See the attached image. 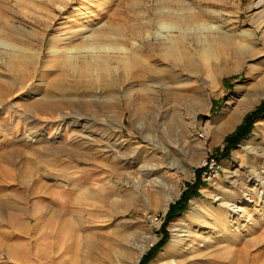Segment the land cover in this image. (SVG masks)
I'll use <instances>...</instances> for the list:
<instances>
[{
  "label": "rangeland",
  "instance_id": "obj_1",
  "mask_svg": "<svg viewBox=\"0 0 264 264\" xmlns=\"http://www.w3.org/2000/svg\"><path fill=\"white\" fill-rule=\"evenodd\" d=\"M263 2L0 0V264H82L83 260L125 264L114 240L112 260H93L91 255L104 257V248L93 253L80 249V236L92 241L118 237L133 254L137 247L132 239L144 237L147 249L138 264H157L169 248L174 225L189 218L193 202L217 194L219 186L230 187L231 174L240 167L247 175L253 159L243 157L237 164L234 155L264 122V98L231 132L217 138L216 134L224 111L239 109L264 73ZM224 34L253 51L239 59L210 51L207 41ZM177 41L173 52L164 51V46L173 47ZM188 52L198 60L204 56L199 71L185 63ZM10 60L24 61L19 76L26 80L12 77ZM111 60L106 66L96 65ZM61 61L95 64L63 72L55 67ZM45 98L71 107L54 112L26 108L27 102ZM101 102L106 106H97ZM63 114L75 120L76 136L82 130L77 127L86 125H94L92 135L78 142L69 137L67 127L64 140L56 139ZM247 115H254L250 133L229 144L227 139L236 136ZM102 128L124 146L117 148L113 140L103 139ZM30 131L41 135L26 141ZM228 152L229 158H224ZM210 154L222 163L223 173L204 183L185 211L167 221L171 206L194 183L196 171ZM156 169H161L160 177L151 176ZM137 178L142 180L139 190L131 184ZM209 200L216 207L220 204ZM116 202L122 206L114 208ZM81 208L95 213L83 218V230L77 221ZM98 208L100 212H95ZM250 209L255 219L241 220V230L248 231L238 240L241 246L232 249L237 250L230 256L235 259L232 264H264V203ZM257 218L261 222L255 225ZM162 241L155 256L143 261ZM183 246L169 256L171 263L195 252Z\"/></svg>",
  "mask_w": 264,
  "mask_h": 264
},
{
  "label": "bare ground",
  "instance_id": "obj_2",
  "mask_svg": "<svg viewBox=\"0 0 264 264\" xmlns=\"http://www.w3.org/2000/svg\"><path fill=\"white\" fill-rule=\"evenodd\" d=\"M258 4H260V3H258ZM193 18H194V16H193ZM100 41H102V40H100ZM179 44H180V42L177 41V42H175V45L173 47L164 46V51L166 50L165 52H167V53H168V51L173 52V50L175 49V46L177 47ZM167 45H169V44H167ZM207 45L209 46L210 51L211 50H214V51L218 50V51L222 52L223 54L228 55V57H230L231 59H237V58L239 59L242 56H245L246 54H250L253 51L252 49L248 48L247 46H244L242 43L237 45L236 42L234 41L233 37L228 36L227 34L226 35L225 34L224 35H218V37L213 38L211 40H208ZM83 49H88V48H83ZM195 56H192L191 52H188L186 55L187 60L185 63L187 64V66H189L191 68L192 67L196 68V70L199 71L201 68L199 65L200 64L199 60L201 59L203 61L204 56L203 55L199 56L200 57L199 60ZM206 56H208V55H206ZM206 56H205V60H204L205 63H207ZM136 59H135V61H136ZM66 60H68V59H66ZM228 61H230V59H226L225 64H227ZM61 62L62 63L58 62L57 64H55V67L58 69L64 70L63 72H65L66 70L73 68V67L78 66L81 69H85V68L92 67L95 64L94 62H87V61H83V62L79 61V62L75 63L74 65L71 64L72 61L71 62L66 61L67 63H63V61H61ZM111 62H112V60L111 61H105V62H99L96 65H100V67H103L105 64L108 65ZM10 63L12 65L11 66L12 72H13L12 77H14V76L17 78L22 77V79L26 80V77L19 76V74L23 73L22 72L23 69L21 70V68L26 66L24 61L23 60H10ZM205 63H204V66H206ZM133 67L134 66H132V68ZM108 69L110 70V68H108ZM11 85L13 86V84H11ZM63 86H65V85H62V88H63ZM199 87L196 88L198 92L200 91V88H201V87L200 88ZM152 88L156 89V88H158V86L156 88L155 87H152ZM8 90L10 91L9 96H11V94L14 93L13 89L11 87H9ZM171 92L166 93V95L168 96L167 101H168V99L170 101L169 96L171 95ZM47 94L48 95L52 94V92H48ZM174 94H175V91H174ZM246 96H247V99L244 101V103L241 105V107L239 109H235L233 111L231 109H226L224 111V113L222 114V116L219 120L221 125L218 127L216 138L222 137V136L224 137L227 133L231 132L243 120L244 114L250 108H252L255 105L257 100L259 98H264V73L263 74L261 73L260 78L257 79L255 81V85L247 91ZM45 99L40 100L38 102H27L26 108L28 110H30V109H36L37 110L38 108H45V109H48L49 112L50 111L54 112V111L58 110L57 108L62 109L66 106L71 107V105H66L64 103H57L56 101H53L50 98H48V99L45 98ZM158 102L162 103L163 100L160 97H158ZM147 103H151L150 100H148ZM232 104L233 103H229L228 105H232ZM90 106L94 107L93 105H90ZM97 106L104 107L106 105L105 104L103 105L101 102V103L97 104ZM92 107H90V108H92ZM4 115L7 118L9 116V112H7V111L4 112ZM69 117L70 116H68L66 114H63L61 116V118H60L61 122L56 129L55 138L64 140V132L66 133L67 127H69V132H70L69 137L75 138L78 142H82V140L84 142V140H87L89 138V135H92V133H90V132H92L94 130V128H95L94 125H90V126L86 125V126H80V127L78 126L77 128L78 129L81 128L82 130L81 131L79 130L80 133L77 131L78 135L76 136L75 131L72 130V127L75 123V120L71 119V121H69L70 120ZM100 132L102 135L101 137L103 139L109 138L108 139L109 143L112 142V140H113V145L115 147L122 148L124 146V144L119 139H114L115 137L112 139V135L111 134L109 135V133H107V131L104 130L103 128H102V130H100ZM39 135H41L40 132L30 131L29 134H26L24 139L26 141H27V139L29 141H31V140H34V138H36V137H40ZM118 151H119V149H118ZM243 157L253 159L252 162H249L250 170L247 171V173H246L247 175L242 174L243 172H242V169L240 167L239 170H237L235 173L231 174V176H232L231 178H233V180H231V186L230 187H228L226 189L225 187L219 186L217 188V190H220V191L217 192V194L212 195L210 197H209V195L205 194V197L203 199H201L200 201L193 202L192 208L190 209V211L188 213L189 218H187L186 220L182 221L179 224L174 225V227H173L174 235H173L172 241L169 245V248L163 253V256L158 260L157 264H224V263L225 264H232V263H234L233 260H235V259L233 258L234 257L233 255L237 250L234 251L232 249H234L233 247L237 246L238 240L242 236V234L244 235V233L246 231H248V230L244 231L246 227H244L243 231L241 230V228L243 227V226H241V224H242L241 222L243 221L242 219L243 218L244 219L250 218L251 221H253V219H255V217L250 215L252 213L249 212L248 209L251 211L250 208L252 207L253 204L264 203V122L258 124V128L255 130V132L252 134V136L249 137L243 143L241 148L235 153V155H234L235 163L238 164V162ZM194 165H198V164L194 163ZM28 167H30V165H28ZM140 170L143 173L150 172L148 169H145V168L144 169L140 168ZM160 171H161V169H156L155 171L153 170L151 173L152 174L151 176H159ZM2 172H4V171H2ZM5 174L7 175V173H5ZM156 180L158 181V179H156ZM153 182H155V181H153ZM131 184H133L139 190L142 187V180H140L138 178L137 179H131ZM87 189H89V188H86V190ZM209 198H212L216 202H220L219 206H217V207L214 206L215 203L213 201H210ZM171 200L172 199L170 198L165 202V204H164L165 208H168ZM126 203H124V204H126ZM93 205H95V204H93ZM121 206H122V203H119V202L113 203V207L116 209L121 207ZM246 206H248V207H246ZM87 210H88V208H87ZM87 210L85 208H81L77 212L80 215V217H78V219H77V221L80 224V226H79L80 230H83V227H84V226L82 227L83 224L81 225V221L83 220V218L85 216L91 217L92 215L95 214L94 211L90 212ZM95 212H100L99 208L97 210H95ZM259 221L260 220H258V218H257L255 221L256 222L255 225H258ZM235 226H238V228L235 229ZM195 228L198 230L194 232L193 229H195ZM245 235L247 236V234H245ZM133 237H135V236H133ZM79 238L81 241L80 242V249L88 248L93 253L94 250H96V248H98V247L104 248V251H105L104 257L99 258V257H95V256L93 257L91 255L90 258L93 260L105 259V258H107L106 261L112 260L111 254H110L111 253L110 249L113 248V245H115V243L111 242L112 240H114L113 242L117 243L116 246L118 249H120V250L122 249L121 255L120 254L119 255H120V259H121V256L123 257V262L125 261V264H138L140 258L142 257V255L145 253V251L147 249V245H145L146 243L144 242V239H145L144 237H136L135 239H132V241L135 244V247H137V249H135L136 252L134 254L131 253L130 250H128L127 248L123 247L124 243L118 237H114V239H113V237L101 238V239H97L96 241H94V240L92 241V239L89 237L82 238L80 236ZM153 239L155 240V238H153ZM222 245H225L224 249H221ZM181 246H183V249L190 248V251L193 250L195 252L190 254V255L185 256L183 258V260L180 262L175 261V263H171L168 260L169 256L171 254H173V255L177 254V252ZM246 250H247V245H246ZM247 251H242V252L247 253ZM239 252H240V250H239ZM240 254H243V253L240 252ZM231 255L233 257H230ZM247 256L248 255H245V257H247ZM83 257H84V255H83ZM87 259H88V257H87ZM84 262H85V260L82 261V264H91L89 262H86V263H84ZM121 264H122V262H121Z\"/></svg>",
  "mask_w": 264,
  "mask_h": 264
},
{
  "label": "trees",
  "instance_id": "obj_3",
  "mask_svg": "<svg viewBox=\"0 0 264 264\" xmlns=\"http://www.w3.org/2000/svg\"><path fill=\"white\" fill-rule=\"evenodd\" d=\"M253 117H254V115H247L244 119L243 124L238 128L236 136L229 137L227 139V142L232 143V144L238 143L241 139H243L245 136H247L250 133L251 127L253 125L252 124L253 120H254ZM229 156H230V152L223 155L224 158H229ZM200 175H201V169H198L196 171V182L193 184H191V183L188 184L186 186L187 190L182 194L181 199L179 201H177L176 204L171 206V209L168 212L167 217H166L167 221L173 219L175 216L179 215L181 212H184L188 206L189 200L192 197H198L199 196V189L201 186L204 185V183L201 181ZM164 243H165V241H162L161 243H159L156 246V248L153 251H151V253H149V255H147L143 259V261H146L149 258L155 256L156 250H158L159 248H162Z\"/></svg>",
  "mask_w": 264,
  "mask_h": 264
},
{
  "label": "built area",
  "instance_id": "obj_4",
  "mask_svg": "<svg viewBox=\"0 0 264 264\" xmlns=\"http://www.w3.org/2000/svg\"><path fill=\"white\" fill-rule=\"evenodd\" d=\"M199 137L202 139L206 138L204 133H199ZM199 167L201 169L200 178L203 183H211L223 173L222 163L213 154L207 155ZM193 182H196V176L193 178Z\"/></svg>",
  "mask_w": 264,
  "mask_h": 264
},
{
  "label": "crops",
  "instance_id": "obj_5",
  "mask_svg": "<svg viewBox=\"0 0 264 264\" xmlns=\"http://www.w3.org/2000/svg\"><path fill=\"white\" fill-rule=\"evenodd\" d=\"M230 144V143H229Z\"/></svg>",
  "mask_w": 264,
  "mask_h": 264
}]
</instances>
